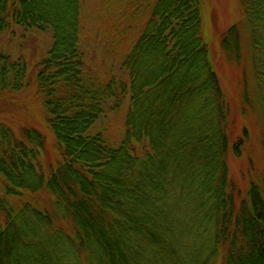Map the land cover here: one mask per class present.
Returning <instances> with one entry per match:
<instances>
[{"label": "trees", "instance_id": "trees-1", "mask_svg": "<svg viewBox=\"0 0 264 264\" xmlns=\"http://www.w3.org/2000/svg\"><path fill=\"white\" fill-rule=\"evenodd\" d=\"M81 1L0 0V33L54 32L36 81L57 152L46 165L42 133L0 122V264H264V173L247 189L229 173L230 153L242 157L250 135L233 138L201 0H134L125 75L107 80L85 67ZM241 4L222 45L240 63L249 33L264 105V0ZM26 75L0 52V94L21 90ZM126 97L114 139L96 125ZM42 192L51 205L34 198Z\"/></svg>", "mask_w": 264, "mask_h": 264}, {"label": "rangeland", "instance_id": "rangeland-1", "mask_svg": "<svg viewBox=\"0 0 264 264\" xmlns=\"http://www.w3.org/2000/svg\"><path fill=\"white\" fill-rule=\"evenodd\" d=\"M202 21L210 60L217 73L230 108L233 138L243 136L245 128L250 138L242 157L230 153L229 173L239 186L247 189L252 175L263 172L264 150L261 134L264 131V105L262 89L256 79L251 57V40L242 30L243 52L240 63L230 60L231 55L222 45V35L227 29L243 20L241 0H201ZM145 18V14L140 15ZM144 20V19H141ZM134 0H82L80 9V41L85 51V67L107 80L112 73L125 75L123 60L134 44ZM54 42L51 28L32 29L22 25L0 33V52L13 61H22L27 68L26 84L11 94H0V122L18 133L22 128L36 129L46 137V150L42 160L46 165L56 160V136L48 122L44 97L38 90L36 74ZM112 71V73H110ZM248 95V100L244 99ZM129 98L116 106L112 99L96 125L105 129L114 139L124 135ZM234 141V139H232ZM4 181L0 180V195ZM38 203L52 204L49 194L34 196ZM68 264H74L70 261Z\"/></svg>", "mask_w": 264, "mask_h": 264}]
</instances>
